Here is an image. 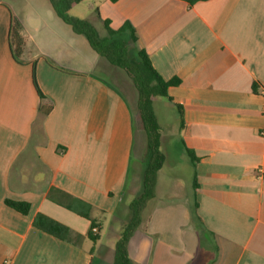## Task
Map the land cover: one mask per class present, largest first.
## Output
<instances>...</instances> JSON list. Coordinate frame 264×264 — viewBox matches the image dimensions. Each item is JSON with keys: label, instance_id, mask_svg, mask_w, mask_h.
<instances>
[{"label": "crops", "instance_id": "obj_1", "mask_svg": "<svg viewBox=\"0 0 264 264\" xmlns=\"http://www.w3.org/2000/svg\"><path fill=\"white\" fill-rule=\"evenodd\" d=\"M18 1L0 0V264H113L142 191L138 92L51 5L26 15ZM82 3L113 30L130 23L163 79L180 80L154 102L157 118V107L177 117L161 124L166 161L129 242L131 264H264V0ZM13 17L22 63L9 44ZM34 68L42 103L53 106L42 120ZM170 154L188 158L191 182L165 171ZM53 189L73 197L69 207ZM103 220L115 239L108 251L89 239L93 221L101 237Z\"/></svg>", "mask_w": 264, "mask_h": 264}, {"label": "trees", "instance_id": "obj_2", "mask_svg": "<svg viewBox=\"0 0 264 264\" xmlns=\"http://www.w3.org/2000/svg\"><path fill=\"white\" fill-rule=\"evenodd\" d=\"M48 2L56 15L70 26L76 35L83 36L99 56L106 59L111 65L123 70L138 92L135 126L144 131L147 136V144L142 156L144 165L142 191L130 203L131 218L124 226L121 236L115 244L113 262V264H131L128 251L129 242L143 221V212L148 203L156 196L159 172L166 161L165 154L161 149L162 127L155 113L154 102L158 97L169 99V87L179 85L180 80L166 81L163 79L153 66L146 50L139 47V36L130 23H126L119 30H113L110 27V22L102 20L98 10L95 9L98 19L102 21L106 30V35L101 36L89 20L70 14L73 8L81 4L83 0H48ZM9 44L15 61L22 63L21 57L26 41L22 35V26L14 17L11 20ZM33 80L41 99L38 116L42 120L51 113L53 106L42 103L45 96L37 83L35 68ZM254 89H257V85L254 86ZM188 152L191 160L196 163L197 158L193 152ZM54 194H57L58 197L55 198ZM49 196L53 201L66 207H69L70 202L73 200L72 196L58 189H53ZM5 204L23 215H27L31 209V205L27 202L6 200ZM191 214L193 218H198L195 211ZM96 225H98V222L93 221L91 229ZM52 229L53 232H56L62 228L57 224H52ZM89 239L96 243L100 238L99 236H93L90 230Z\"/></svg>", "mask_w": 264, "mask_h": 264}, {"label": "rangeland", "instance_id": "obj_3", "mask_svg": "<svg viewBox=\"0 0 264 264\" xmlns=\"http://www.w3.org/2000/svg\"><path fill=\"white\" fill-rule=\"evenodd\" d=\"M6 1L10 2L11 0H6ZM16 1L17 0H13V2H16ZM18 2L24 8L23 11H25L24 13H26V15L29 13L32 14L34 13V11L36 12H48L49 10L52 11L50 4L48 3L47 0H28L26 1L27 3L25 2L24 4L21 3L20 0ZM70 14L75 17H81V18L89 20L95 26V28L97 29V31L99 32L101 36L106 35V30L104 26L99 24V22L97 21L96 15H95V11L91 10L88 4L86 3L78 4L76 7L73 8ZM67 27L70 28L69 26ZM157 113H158L159 123L160 125L162 124L164 128L166 124L172 123L177 117L176 113L171 112L168 109H164L163 107L162 108L157 107ZM163 127H162V131L164 129ZM169 159L171 162H174V163L172 166L171 165L166 166L165 171L170 170V172H177L182 177L181 181H183L184 183L191 182L192 175H193V169L192 167H190V162L187 164L188 158H186V161L182 159L180 160V159H177L175 154H170ZM103 224L104 226H103L100 240L98 241L99 243L98 246L102 250L106 249L108 251L113 247L115 239L113 238L112 233L108 231L109 220H103ZM111 258L112 257H110V259L107 258L105 261V264H112Z\"/></svg>", "mask_w": 264, "mask_h": 264}, {"label": "built area", "instance_id": "obj_4", "mask_svg": "<svg viewBox=\"0 0 264 264\" xmlns=\"http://www.w3.org/2000/svg\"><path fill=\"white\" fill-rule=\"evenodd\" d=\"M91 233H92V235L93 236H98V234H99V228L98 227H93L92 229H91Z\"/></svg>", "mask_w": 264, "mask_h": 264}]
</instances>
